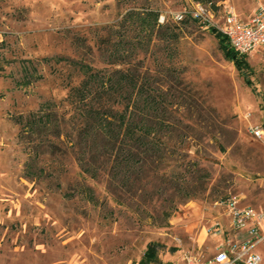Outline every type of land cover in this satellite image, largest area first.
I'll use <instances>...</instances> for the list:
<instances>
[{
	"label": "rangeland",
	"instance_id": "1",
	"mask_svg": "<svg viewBox=\"0 0 264 264\" xmlns=\"http://www.w3.org/2000/svg\"><path fill=\"white\" fill-rule=\"evenodd\" d=\"M217 2L243 18L264 6ZM194 3L0 0V264H140L152 242L151 264H180L230 228L223 198L264 210V48L239 68L219 32L159 22ZM129 69L159 86L171 127L163 159L134 170L101 155V136L80 139L86 78Z\"/></svg>",
	"mask_w": 264,
	"mask_h": 264
},
{
	"label": "trees",
	"instance_id": "2",
	"mask_svg": "<svg viewBox=\"0 0 264 264\" xmlns=\"http://www.w3.org/2000/svg\"><path fill=\"white\" fill-rule=\"evenodd\" d=\"M195 2L210 6L214 11L221 9L217 0ZM212 32L216 31L212 29ZM217 35L222 36L220 33ZM223 37L224 40L218 37V41L225 57L239 68L247 65V55H240ZM131 70L113 74L91 72L78 91V98L85 105L81 114L84 122L80 132L81 143L85 141L84 146L91 147V138L101 136L104 139L101 155L119 158L121 163L134 170L135 164L143 165L146 157L157 158L156 161L163 159L166 146L162 137L171 127L163 119L167 109L160 98L159 86H153L146 79L142 81ZM80 161L83 162V158ZM91 169L86 166L84 171L96 177V171L94 173ZM86 194L89 200L94 201L90 189ZM157 247V243H150L140 264L159 263Z\"/></svg>",
	"mask_w": 264,
	"mask_h": 264
},
{
	"label": "built area",
	"instance_id": "3",
	"mask_svg": "<svg viewBox=\"0 0 264 264\" xmlns=\"http://www.w3.org/2000/svg\"><path fill=\"white\" fill-rule=\"evenodd\" d=\"M171 17L176 22L186 19L197 22L204 29H214L225 36L240 55L252 54L264 48V6L242 18L235 9L228 7L214 11L210 6L195 2L192 7L184 8L169 15L161 14L159 22L165 23ZM256 138L264 137V128H252ZM229 218L232 230L243 234L241 239L227 237L217 253L204 257L195 252H186L184 264H261L262 257L255 249L264 242V210L243 205L238 195H229L220 201ZM216 232L223 234L220 225L215 226ZM210 231V230H209Z\"/></svg>",
	"mask_w": 264,
	"mask_h": 264
},
{
	"label": "crops",
	"instance_id": "4",
	"mask_svg": "<svg viewBox=\"0 0 264 264\" xmlns=\"http://www.w3.org/2000/svg\"><path fill=\"white\" fill-rule=\"evenodd\" d=\"M241 17H242V16H241ZM242 18H243V17H242ZM226 217H227L228 222H229V218H228L227 215H226ZM229 224H230V223H229ZM218 225H220V228L222 229L223 234H219V233L216 234L217 236H219V240H218L213 246H211V245L208 246V247L210 248V253H211V251L213 252V254L210 255V256L215 255V254L217 253V251L220 250L221 245L223 244L224 240L227 238L226 235H228V237H231L232 239H241V237L243 236V234L238 233V232L232 230L231 227H230L228 230H227V229L225 230L224 227L221 226V224H218ZM215 229H216V228H215ZM216 230H217V229H216ZM205 233H206V237H208V236H209V230L206 229V228H205ZM226 233H227V234H226ZM205 244H206L205 240H203V242H198V246H199V250L201 251V252H200L201 254H202V252H203V251H202V247H203ZM213 247H214V249H213ZM210 256H209V257H210ZM180 264H184L183 256H182V259H181Z\"/></svg>",
	"mask_w": 264,
	"mask_h": 264
}]
</instances>
